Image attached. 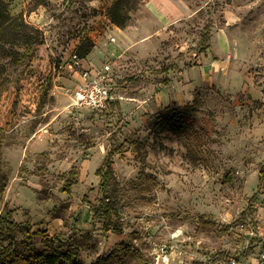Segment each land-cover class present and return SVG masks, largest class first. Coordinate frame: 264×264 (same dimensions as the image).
Listing matches in <instances>:
<instances>
[{
  "label": "rangeland",
  "instance_id": "374dc122",
  "mask_svg": "<svg viewBox=\"0 0 264 264\" xmlns=\"http://www.w3.org/2000/svg\"><path fill=\"white\" fill-rule=\"evenodd\" d=\"M113 2L20 11L43 43L0 81V264L51 252L58 264L253 262L264 245V0H139L124 26ZM85 38L84 66L111 65L116 99L101 111H72L66 91ZM167 116L180 129H162ZM108 156L118 187L106 210L96 171ZM172 233L182 252L164 257Z\"/></svg>",
  "mask_w": 264,
  "mask_h": 264
},
{
  "label": "trees",
  "instance_id": "16d2710c",
  "mask_svg": "<svg viewBox=\"0 0 264 264\" xmlns=\"http://www.w3.org/2000/svg\"><path fill=\"white\" fill-rule=\"evenodd\" d=\"M132 1V3H129ZM139 0H114L109 9L110 20L118 25L124 26L129 19L130 8ZM43 43L42 31L31 25L24 17L23 12L12 13L7 0H0V81L8 79L10 65L19 63L25 56L32 57L35 48ZM90 39H83L76 47L77 55L80 58L91 50ZM29 52V53H28ZM181 119L174 116H167L160 127L164 130L180 129ZM4 130L0 128V149ZM96 174L100 176V188L102 191V202L106 210L114 209L113 198L115 197L118 182L113 173L109 156L97 169ZM8 183V171L0 168V196L6 189ZM107 228V227H106ZM116 229V227H113ZM35 264H58L59 253H45L40 258L35 257Z\"/></svg>",
  "mask_w": 264,
  "mask_h": 264
},
{
  "label": "built area",
  "instance_id": "2783aa9c",
  "mask_svg": "<svg viewBox=\"0 0 264 264\" xmlns=\"http://www.w3.org/2000/svg\"><path fill=\"white\" fill-rule=\"evenodd\" d=\"M110 40H115L113 35L109 36ZM81 60L77 53H73L70 57L68 67L78 71V78L72 88H67L71 97V110L77 111L81 108H87L92 111H101L116 99L109 85L111 65L103 64L101 67L90 65L88 67L81 66ZM177 234L172 233L169 239L159 245L160 255L167 257L174 251L182 252L178 246ZM185 240L187 238L185 237ZM202 264H240L236 257L227 256L219 259H205ZM246 264H264V245L258 251L253 262Z\"/></svg>",
  "mask_w": 264,
  "mask_h": 264
},
{
  "label": "crops",
  "instance_id": "0c3cea01",
  "mask_svg": "<svg viewBox=\"0 0 264 264\" xmlns=\"http://www.w3.org/2000/svg\"><path fill=\"white\" fill-rule=\"evenodd\" d=\"M10 2V6L14 8V13H19L22 10V7L30 0H7ZM84 60H81V66L85 67L83 64ZM75 71V70H74ZM76 77L78 78V71H75Z\"/></svg>",
  "mask_w": 264,
  "mask_h": 264
}]
</instances>
